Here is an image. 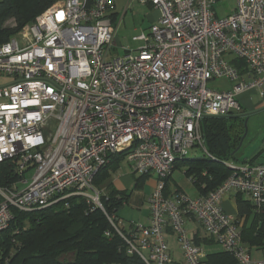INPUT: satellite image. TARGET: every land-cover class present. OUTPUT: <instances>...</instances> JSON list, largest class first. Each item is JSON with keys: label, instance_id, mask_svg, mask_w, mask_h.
<instances>
[{"label": "built area", "instance_id": "obj_1", "mask_svg": "<svg viewBox=\"0 0 264 264\" xmlns=\"http://www.w3.org/2000/svg\"><path fill=\"white\" fill-rule=\"evenodd\" d=\"M218 1L128 0L159 16L149 33L134 37L143 43L137 53L123 57L111 56L115 0H55L0 44V77L10 80L0 84V163L13 161L22 176L0 186V233L14 210L43 209L71 196L106 211L94 180L111 155L125 153L134 173L158 178L149 224L136 222L127 235L108 215L129 253L146 264H172L170 230L184 264H206V251L186 226L194 217L239 264H264L252 258L240 222L222 207L231 192L264 207V164H230L232 175L207 195L165 192L175 162L194 147L205 150L202 120L241 114L242 93H264V0H236L225 17ZM217 78L236 84L210 88Z\"/></svg>", "mask_w": 264, "mask_h": 264}, {"label": "trees", "instance_id": "obj_2", "mask_svg": "<svg viewBox=\"0 0 264 264\" xmlns=\"http://www.w3.org/2000/svg\"><path fill=\"white\" fill-rule=\"evenodd\" d=\"M55 0H0V44L8 41L27 24L50 7ZM12 20L13 24L9 23ZM10 24V25H9ZM238 67L242 61L233 60ZM245 116L205 117L201 130L205 143L202 156L178 159L175 169L184 165L185 174L198 188L200 195H207L228 179L233 169L229 166L238 160L233 152L245 133ZM125 160V153L113 154L110 161L96 175L95 187H99ZM15 163H0V186L10 185L22 176ZM173 173L167 179L166 194ZM151 174L140 176L137 186ZM242 194V193H241ZM130 194L110 187L101 195L106 211L95 208L83 196H71L49 207L33 211H13V219L0 233V264H146L137 253H129L127 241L112 227L108 215H115L128 202ZM248 197V196H247ZM239 217H252L249 228L242 229L243 241L251 245H264V207L259 210L242 195L237 198ZM134 223L122 230L129 235ZM132 228V229H131ZM111 231L107 236L106 231ZM132 230V231H131ZM247 230V231H246ZM206 264H237L235 256L222 250L208 254ZM239 264V263H238Z\"/></svg>", "mask_w": 264, "mask_h": 264}, {"label": "rangeland", "instance_id": "obj_3", "mask_svg": "<svg viewBox=\"0 0 264 264\" xmlns=\"http://www.w3.org/2000/svg\"><path fill=\"white\" fill-rule=\"evenodd\" d=\"M215 6L218 15L220 17H225L233 13L236 9V0H219ZM114 10L117 13L114 23L118 26V30L114 46L112 47L111 56L123 57L128 51L137 53L138 48L143 43L135 41L134 37L140 35L142 32L149 33L151 24L156 21L159 16L158 11L152 6L142 5L139 2H132L128 5V0H117ZM9 23L14 25L12 20ZM9 81L8 78L0 77V84H5ZM235 84L236 82L230 81L227 78H217L209 82V87L216 90H231ZM242 98H244V101H242ZM239 100L241 104L246 101L251 105L247 108L245 113L248 132L242 147L238 151V158L244 160L246 158L251 159L254 152H264V95H262V90H249L241 94ZM203 153V149L194 147L190 150L188 158L202 156ZM130 169L131 167L126 160H124L118 173L126 177L128 176V179H130L129 188L132 190L134 189L135 178L131 176L132 174L130 175ZM185 169L186 167L184 165L175 169L173 173V182L179 185L189 196L195 197L197 196L198 190L190 178L185 174ZM32 175L33 170H29L25 173L24 178L29 180ZM157 182V176L152 173L145 179L143 186L138 187L135 191L141 195L149 196L156 188ZM147 207L148 205L145 204L144 208ZM119 215L122 217V222L125 224L130 220L139 218L144 219L145 217V214H142V211L135 207L133 201L123 206L119 211Z\"/></svg>", "mask_w": 264, "mask_h": 264}, {"label": "crops", "instance_id": "obj_4", "mask_svg": "<svg viewBox=\"0 0 264 264\" xmlns=\"http://www.w3.org/2000/svg\"><path fill=\"white\" fill-rule=\"evenodd\" d=\"M115 2H117V0H115ZM112 14H113L114 18L117 17L116 16L117 13L115 12L114 9L112 11ZM262 95H264V93ZM242 101H244V98H242ZM241 105L243 107V112L241 114H239V115H242V116L246 117L245 113L247 111V108H249L251 105L249 103H247L246 101H245V103H243ZM238 151H237V153H238ZM261 158H264V152L263 151L254 152V154H253L251 159H247L246 158L244 160H240L238 158L237 162H233V164L242 165V164H245V163H248V162L249 163H258L259 159H261ZM123 161L120 163V166L118 167V169L116 171L111 172L110 177L105 182H103L99 187H96V188L99 189V191H101L103 194L108 192L109 186L113 187V188H116L118 190H121V191H127L130 194V197L128 199V202L125 205H128V203L130 201L131 202L133 201L135 207L137 209H139L140 211H142V214H145L144 219H140L139 218V219H136V220H130L129 222H127V224H125L124 222H122V217L119 215V211L122 209L121 208L118 211L117 215H118L119 219L121 220V222L123 223V226L125 227V229H127L130 226V222H142V223H145V224H149V222H150V202H149V198H150V196H151V194L153 192L151 194H149V196H144V195H141L140 193H138L137 191H135L138 187H142L143 186L145 180L142 182L141 186H137V180L142 175H138V174L134 173L132 171V169H130L131 170L130 171V175L132 174L131 176H134L135 184H134V189L130 190V188H129L130 187V185H129L130 184V179H128V176L126 177V176L118 173L120 171V168L122 166ZM176 189L183 191V189H181V187L179 185L174 184L173 176H172V179H171L170 185H169V193L174 192ZM197 190H198V188H197ZM239 195H242V197L244 199H248L247 195H245V194H241V193H238V192H231L228 195H226L224 197L223 201H222V207H223L224 211L226 213L230 214V215H233L237 219L239 217V208H238V205H237V198H238ZM197 196H200L199 190H198ZM197 196H195V197H197ZM145 204L148 205L147 208H144ZM239 222L241 224V228L242 229H243V227L245 229L249 228L251 223H252V217H249L247 219H246V217H242L239 220ZM186 226L189 229V231L195 235L196 243L204 248V250L206 251V255L213 254V253H219V252L222 251V248L217 243V241L213 237L208 235L203 230L200 222L197 221L194 217H187ZM166 239H167V242L169 244L171 257H172V260H173L172 264H184L185 263L184 252L181 249V247H180V245L178 243V240L176 239V237L172 233V231H170V230L167 231ZM243 243L247 247H249L250 252H251V256H252L253 259H255V260H264V245H251L245 240L243 241Z\"/></svg>", "mask_w": 264, "mask_h": 264}, {"label": "water", "instance_id": "obj_5", "mask_svg": "<svg viewBox=\"0 0 264 264\" xmlns=\"http://www.w3.org/2000/svg\"><path fill=\"white\" fill-rule=\"evenodd\" d=\"M244 125H245V133H244V135H243L242 138H241V141H240L239 146H238L237 149L233 152V154H235V153H236V152L242 147V145H243V143H244V139H245V137H246V135H247V132H248V128H247V119L245 120ZM258 163H259V164H264V158L259 159ZM22 264H24V263H22Z\"/></svg>", "mask_w": 264, "mask_h": 264}]
</instances>
